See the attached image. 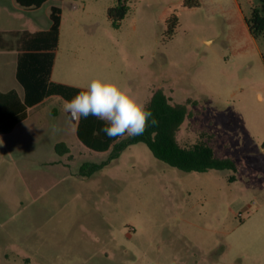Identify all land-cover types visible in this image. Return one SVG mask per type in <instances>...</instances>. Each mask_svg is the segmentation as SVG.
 Masks as SVG:
<instances>
[{"label": "rangeland", "instance_id": "374dc122", "mask_svg": "<svg viewBox=\"0 0 264 264\" xmlns=\"http://www.w3.org/2000/svg\"><path fill=\"white\" fill-rule=\"evenodd\" d=\"M181 1L124 0L117 24L106 15L116 0L0 3V27L43 30L60 8L52 82L111 80L145 105L162 90L188 106L178 143L203 140L237 167L185 173L139 143L81 177L110 151L85 148L65 101L47 98L0 136V264H264V37L242 30L257 1L198 0L166 38L161 18ZM14 72L15 53L0 55V92L22 95ZM60 142L69 155L55 153Z\"/></svg>", "mask_w": 264, "mask_h": 264}, {"label": "trees", "instance_id": "16d2710c", "mask_svg": "<svg viewBox=\"0 0 264 264\" xmlns=\"http://www.w3.org/2000/svg\"><path fill=\"white\" fill-rule=\"evenodd\" d=\"M25 9H38L49 0H14ZM251 7V14L244 19L242 30L247 40L264 37V0H256ZM200 7L198 0H183L166 9L161 24L166 38H170L178 28L175 15L178 11L192 10ZM124 0H116V5L107 10V19L117 24L127 14ZM50 26L44 31L0 32V51H15L16 68L14 78L22 89V95L15 90L0 92V135H7L27 118L28 110L41 104L50 97H59L70 101L81 88L51 81V74L58 47L61 10L52 6L49 14ZM157 121L153 126L151 119L143 135L126 138H109L101 129L107 122L95 116L81 117L75 125L78 141L87 149L96 153L110 151L106 161L99 164L83 163L79 168L81 177H89L102 168L116 161L129 146L142 143L158 161L185 173H204L210 170L237 172L236 164L231 159L215 156L213 149L203 140L191 146H181L177 134L189 116L187 104L173 103L162 90L153 93L146 105ZM264 149V143L262 145ZM58 156L69 155L70 151L63 142L54 146ZM231 180H234L232 177Z\"/></svg>", "mask_w": 264, "mask_h": 264}, {"label": "clouds", "instance_id": "9594fccd", "mask_svg": "<svg viewBox=\"0 0 264 264\" xmlns=\"http://www.w3.org/2000/svg\"><path fill=\"white\" fill-rule=\"evenodd\" d=\"M258 99L264 100V97L258 95ZM63 110L69 114L71 121L90 115L106 121L107 126L101 131L109 138L143 135L153 115L130 90L126 91L117 83L102 78H93L86 89L64 102ZM150 122L153 126L157 124L154 118ZM53 131L59 129L53 126Z\"/></svg>", "mask_w": 264, "mask_h": 264}, {"label": "crops", "instance_id": "0c3cea01", "mask_svg": "<svg viewBox=\"0 0 264 264\" xmlns=\"http://www.w3.org/2000/svg\"><path fill=\"white\" fill-rule=\"evenodd\" d=\"M0 3L1 4H6V5H10L15 11H19V12H23L24 10H27V9H25V8H22V7H20L14 0H0ZM45 4V3H44ZM52 7V6H51ZM51 7H50V9H51ZM74 7H76V5H74ZM23 9V10H22ZM50 14V13H49ZM61 23H62V13H61ZM49 26H50V23H49V25L47 26V28L46 29H43V30H37V29H29V28H27V27H16L15 25H13L12 23H10V25H8V26H6V25H4V26H2V27H0V32H4V33H6V32H15V31H30V32H35V31H44V30H47L48 28H49ZM60 27H61V25H60ZM60 36V35H59ZM9 53H15V68H16V56H17V54H16V52L15 51H0V55H7V54H9ZM53 71V70H52ZM15 73V72H14ZM52 75V74H51ZM55 83H60V84H62V82H55ZM36 107V106H35ZM34 108V107H33ZM32 109V108H31ZM30 110V109H29ZM29 110H28V112H29ZM27 118H28V113H27ZM26 118V119H27ZM25 121V120H24ZM23 121V122H24ZM19 125V124H18ZM16 128V127H15ZM14 128V129H15ZM13 129V130H14ZM13 132V131H12ZM11 132V133H12ZM11 133H9V134H11ZM9 134H7V135H9ZM0 136H3V135H0Z\"/></svg>", "mask_w": 264, "mask_h": 264}, {"label": "water", "instance_id": "95a60500", "mask_svg": "<svg viewBox=\"0 0 264 264\" xmlns=\"http://www.w3.org/2000/svg\"><path fill=\"white\" fill-rule=\"evenodd\" d=\"M69 117V114H68ZM71 121V120H70ZM74 125H76L77 121H71Z\"/></svg>", "mask_w": 264, "mask_h": 264}]
</instances>
